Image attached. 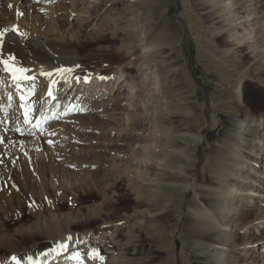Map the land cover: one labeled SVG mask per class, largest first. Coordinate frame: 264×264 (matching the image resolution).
<instances>
[{
    "label": "rangeland",
    "instance_id": "obj_1",
    "mask_svg": "<svg viewBox=\"0 0 264 264\" xmlns=\"http://www.w3.org/2000/svg\"><path fill=\"white\" fill-rule=\"evenodd\" d=\"M101 2L105 0L0 2L1 8L7 7L12 14L21 15L16 25L28 33L69 42L73 55L86 63L84 73L90 76L112 77L120 64L114 57L125 50L138 53V44L148 45L155 35L172 37L167 42L149 46L151 48L147 46L144 56L140 54L132 64H126V73L121 77L123 80H119L111 91L108 89L101 94L100 91L92 92L90 87L83 88L77 81L65 93L53 101L50 98L45 104V94L41 92L47 88V82L38 76L30 79L24 86L29 100L20 113L27 115L21 121L22 127L32 125L35 118L40 117L42 122L33 132L18 133L23 141L11 150L10 144L13 143L9 141V134L13 122L9 116L14 115L15 105L13 103L0 110V120L4 117L6 121L0 135V160H5L0 163V193L14 195L12 206H0L1 225L11 233L9 241L14 245L13 249L0 245V264H15L11 259L13 256L26 264L28 257L34 259L37 252L52 248L56 238L43 234L45 229L74 235L77 241H95L90 243V249L99 253L94 264L264 263V227L246 232L238 217L241 212L240 195L246 190L240 191L237 185L246 173L234 175L231 186L224 187L226 198L219 199L220 196L209 206L222 229L226 227V234L223 236L220 232L214 241H208L209 252L199 254L180 231L181 219L191 208L190 198L201 204L198 194L182 193L179 196L174 191L169 196L173 199L180 197V202L176 208L162 215L161 208L164 211L167 208L157 200L158 179L154 162L143 155L145 144L133 138V133L139 131L154 134L157 71L164 78L171 96L180 90L185 92L183 97L198 94L202 126L209 123L210 106L226 111L223 120L231 124L236 121L233 129L241 134L245 135L258 123L256 118H245L243 110L248 106L244 103L242 111L235 106L234 110L232 107H219L232 100L230 91L235 82L242 81L250 86L260 82L255 77L248 80L239 74L243 66L252 64L249 51L254 43L250 39L251 42H231L228 30L236 32L238 39L240 31L262 30L264 0H114L109 14L102 13L97 23L85 29L82 36L93 6ZM246 15L252 16L250 21H243ZM258 37L255 35L253 39ZM166 61L177 64L186 77L173 78L175 87L172 90L168 83L173 70L164 66ZM223 76H227L229 81L225 82ZM128 78L135 81L133 88L125 84ZM130 92L136 95L137 105L126 99ZM90 96L93 97L88 102L80 100ZM176 98L179 103L183 101L181 96ZM188 111L187 114L191 112ZM215 112L213 114L217 115L218 111ZM126 117H130L128 126L125 125ZM99 119L106 122L101 123ZM184 125L187 123L181 127ZM136 126L141 129L137 131ZM180 133L202 144L195 131L183 129ZM182 153V149L176 150L179 158H184ZM133 157L139 161H151L145 177L134 173L137 160ZM174 160V165L181 167L175 166L172 169L174 174H184L182 168L187 167L178 162L179 159ZM126 165L129 171L125 169ZM194 168L190 167L191 173ZM165 177L162 180L168 181L169 178ZM174 181L182 185L181 188L186 185L181 179ZM36 212L39 214L37 217ZM22 224L28 230L23 234L16 230ZM160 231L164 233V241L158 236ZM219 238L221 242L217 241ZM224 239L231 241V245L225 246ZM125 247L126 252L123 250ZM223 247L227 250L221 254ZM85 248L88 247L77 244L74 249L84 251ZM231 248L233 251L229 253ZM168 249L170 254L166 252Z\"/></svg>",
    "mask_w": 264,
    "mask_h": 264
},
{
    "label": "bare ground",
    "instance_id": "obj_2",
    "mask_svg": "<svg viewBox=\"0 0 264 264\" xmlns=\"http://www.w3.org/2000/svg\"><path fill=\"white\" fill-rule=\"evenodd\" d=\"M1 1L2 0H0V2ZM113 1L105 0V2L96 3L97 5L95 4L93 6L94 10H92L88 16L89 19L83 27L84 31L82 36L85 35V29L90 28L97 23V19L102 13L106 12L109 14L108 11L114 4ZM145 1L149 2L156 0ZM0 10L2 12L0 14V30H3L4 28L11 29L13 26H18L21 32L26 33V36L22 37L13 31L6 32L3 37L4 43L0 46V59L7 60L10 56H15V66L23 67L27 70L24 73V76L27 78L21 77L19 79H10L9 75L3 70L4 64L0 63V100H2L0 110L7 108V106L13 103L15 105L14 115L11 117L9 116L13 122H11L12 125L9 134V141L10 143H13L10 144V150L17 146L16 144L23 141V138L20 137L18 133L26 132V130L33 132V130L38 128L42 122V119H39V117L37 119L35 118V120L33 119V124L29 127H22L21 121H23L24 118L26 119L27 115L20 113L24 110V107L27 106L29 100L27 95L28 92L24 89V86L30 79L38 76L45 79L47 82V88L41 92L42 94H45V104H47L50 98V101H53L60 94L65 93V91L73 87L77 81L83 85V88L90 87L92 88V92L97 93L100 91L99 93L101 94L108 89L111 91L119 80H123L121 77H124V74L126 73V64H132L133 59H136L138 55L146 53L147 46H156L161 42H167L172 38L168 35L164 36L159 34L153 36L149 40L148 45L138 44V53L132 52L131 50H122L123 53L121 55L114 57L115 60L120 61V64L114 71V74H111L112 77L104 75L102 79L99 75L90 76L89 74L84 73L86 71V63L83 62V59L79 57L77 58V56L73 55V48L69 42L48 38L47 36L42 38L38 34L28 33L22 29L19 24L16 25V22L19 21L18 19L21 17L19 13L12 14V12L8 11L7 7L1 8V5ZM251 17L246 15L243 18V21H250ZM253 30L254 28H252V31H240L238 35L241 37L238 39V37H236L237 33L232 32V29H229L228 37L231 42L232 40H235L237 43L242 42V40H251L252 43H254L252 45V50L249 51L252 53V64L243 66L240 69L239 74L244 75L245 79L248 80L251 79L250 77H255L257 81L260 80V82L256 84L257 86L253 84L256 87L250 86L246 82V84H244L242 81L235 82L230 91L232 100L223 103L219 107L221 109L232 107L234 110L233 106H235L238 109L241 108L242 111L244 106L242 104L244 103L247 105L248 108L243 110L244 114H246L245 118H256V121L258 122L252 126L250 131L245 135L235 131L233 127H236V121L234 124H231L230 121L223 120V117H226L225 115L227 112L220 109L217 110L216 107V109L211 108L212 106H210L211 113L209 116V123L205 127L202 126V110L198 106V94L193 96L186 95L183 97L185 92L180 90L181 92L171 96L168 93V88L165 86L164 78L160 77V72L157 71L156 78L154 77L157 87V109L155 108L156 122L155 128L153 127L154 131L152 130L154 134L148 135L146 133V135L141 131L133 133V138L145 144L143 155L148 156V158L154 162L153 165H155L154 167L158 179V182L156 183L157 200L161 201V203H163L162 205L167 208H165V211L161 208V211L163 210L162 215L167 212V210H173V208L178 206L180 197L177 196L178 199H173L169 196L174 194V191L178 192L179 196L182 193L198 194L201 204H198L194 198H190L189 205L191 208L181 219L180 231L182 232V235L189 240V244H191L192 248L194 247L199 254L209 252L208 241L211 239L214 241V238L220 232L223 236L226 234V227H223L222 229V225L218 224L216 217L214 216L215 213H213L214 211H211L209 206L219 199L226 198L225 193L227 194V190L224 187L231 186L230 184L234 182L233 176L236 174L242 175V173H246V176L243 177L244 179L240 180L237 185L240 191L243 189L246 190V193L243 195L241 194V199H239L241 201V212H239L238 217L241 219V224L245 226L246 232H255L259 227H264V83L262 84V82H264V59H262L264 56V28L259 32ZM255 35L259 36L258 39H253ZM261 45L262 49L259 48ZM10 63L12 62L10 61ZM76 65H79V67H76ZM164 66L167 69H170V71L173 70L168 83L169 89L172 90V87H175V79L173 80V78L184 76L185 79L186 77L183 74V71H181L182 68L178 67L174 62L166 61ZM62 67L72 69V71L63 78L62 74L53 71L54 69ZM42 70L44 72H53V75L51 77L42 75ZM85 77H88L87 81L84 79ZM222 79L225 82L229 81L227 76H223ZM134 82L135 81L132 78H128L125 84L130 88H133L135 85ZM49 91H51V95H49ZM177 91H179V89ZM131 93L132 92L128 93L126 99L133 105H137L136 95ZM176 96H181L183 101L179 103L176 100ZM92 97L93 96H90V98H81L80 100L88 102ZM165 103L166 106L164 105ZM255 109L260 111L257 112ZM188 110L191 111L189 114L186 112ZM215 111H218L217 115L213 114ZM130 117L124 118L126 119L125 125L127 126V120H129ZM245 118H243V120ZM133 120H135V118ZM5 122V118L3 117V119L0 120V135L4 132ZM100 122L103 123L106 121L100 120ZM183 123H187V125L181 127L183 126ZM136 129L138 131V129L141 128L137 127ZM183 129L189 132L195 131L198 134L197 137L199 136L198 138L201 139L202 144L199 145L198 142L195 141L196 139H191V141L189 139L190 137L188 138L187 136H184L183 133H180ZM213 141H215V143H213ZM197 148H199V150H197ZM180 149H182V156L184 155V158H179L176 154V150ZM4 154L6 156L5 152ZM140 157H142V154ZM133 159L136 158L133 157ZM174 159H179L177 161L183 163V166L187 167L182 168L184 174H181L180 176L174 174L172 169L175 166L178 168V165H174V162L176 161ZM148 160H137L135 162L137 163V169L135 167V169H133V167L132 169L137 176L141 177L142 175L147 174L148 171L146 170L147 167H150L148 164L151 162ZM3 162H5V160H0L1 164H3ZM202 164L204 165L203 167ZM192 166L196 167L194 168L193 173H191L190 169ZM125 169L129 171L130 168L128 169L126 165ZM165 176L169 178H167L168 181H164L165 179L162 180ZM176 178L183 180V182L185 181V187L181 188L180 186L182 185L179 186V183H175L174 180ZM1 182L3 183V181ZM240 182L242 185H239ZM13 196L14 195L12 194L4 195L1 192L0 206L5 207V205H11V198H14ZM218 197L220 198L218 199ZM33 211L35 212V210ZM36 215L39 216L37 212L35 216ZM1 223L2 222L0 221V245H3L5 249H13L14 245L9 241L11 233L8 230H4L2 226L3 224L1 225ZM16 230L22 234L28 232L24 224L18 226ZM42 232L43 234L49 237L53 236L56 239L52 248H46L35 254L34 260L36 261V264H94L96 257L94 258L92 255H89V253L92 252L90 249V243H95V241L78 239V241L80 240L78 243L74 235L67 236L66 234H61V232L57 230L52 231L49 229H45ZM160 232L162 234L160 233L158 236L161 241H164V233L162 231ZM183 238L184 237H182V239ZM217 241L221 242L222 240L219 238ZM223 242L227 243L225 246L231 245V241L228 242L227 239H224ZM248 243H250V241H248ZM77 244H82L88 248H85L84 251L83 249L75 250L74 248ZM123 250L126 252L127 247L123 248ZM182 250L183 248L181 251ZM221 250V254H223L227 249L223 247ZM232 251L233 248L229 249V253H232ZM166 252L170 254L169 249ZM77 254L79 255V259H74L73 257ZM182 261H184V259ZM255 262H257V260ZM26 264H30V262H27Z\"/></svg>",
    "mask_w": 264,
    "mask_h": 264
},
{
    "label": "snow or ice",
    "instance_id": "obj_3",
    "mask_svg": "<svg viewBox=\"0 0 264 264\" xmlns=\"http://www.w3.org/2000/svg\"><path fill=\"white\" fill-rule=\"evenodd\" d=\"M9 31L16 32L18 35H20L22 37L26 36V33L21 32L19 30L18 26H13L11 29L4 28L3 30H0V46H2L3 43H4L3 37H4L5 33L9 32ZM15 59H16L15 56H10L7 60L0 59V63H3L5 65V67L12 72V74H13L15 79H19L21 77L27 78L26 76H24V73L27 70L24 69L23 67L15 66V64H14ZM10 61L12 63H10ZM76 67H79V65H76ZM53 71L55 73L62 74V78H63V77H66L67 74L72 71V69L71 68L62 67V68L54 69ZM41 74L51 77L53 75V72H44L42 70ZM77 79H79V78H77ZM84 79L87 81L88 77H85ZM102 79H103V77H102ZM53 82H55V81H53ZM49 95H51V91H49ZM22 99H23V97H22ZM89 255H92L94 258L98 257L99 256L98 250H92V252L89 253ZM73 258L74 259H79V255L77 254ZM100 258L102 259V257H100ZM11 259L15 262V264H22V262L15 256H13ZM27 259L30 262V264H36V261L32 257H28Z\"/></svg>",
    "mask_w": 264,
    "mask_h": 264
}]
</instances>
